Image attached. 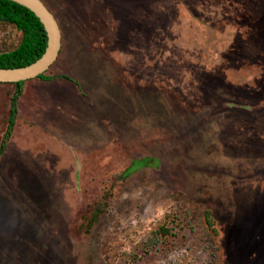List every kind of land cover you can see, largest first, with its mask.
Returning a JSON list of instances; mask_svg holds the SVG:
<instances>
[{
  "label": "rangeland",
  "instance_id": "obj_1",
  "mask_svg": "<svg viewBox=\"0 0 264 264\" xmlns=\"http://www.w3.org/2000/svg\"><path fill=\"white\" fill-rule=\"evenodd\" d=\"M41 1L61 48L0 155V264H264V0Z\"/></svg>",
  "mask_w": 264,
  "mask_h": 264
},
{
  "label": "trees",
  "instance_id": "obj_2",
  "mask_svg": "<svg viewBox=\"0 0 264 264\" xmlns=\"http://www.w3.org/2000/svg\"><path fill=\"white\" fill-rule=\"evenodd\" d=\"M0 22L13 25L20 33L21 39L18 45L9 51L0 52V68H20L35 62L44 53L47 43V37L43 25L39 19L27 8L9 1L0 0ZM42 81H51L53 76H48L45 73L36 77ZM61 78L68 80L79 86L77 81L72 80L68 76H61ZM25 81L12 83L15 89L10 97L9 114L7 118V127L4 131L0 143V155L4 152L7 142L11 136V130L14 125V120L17 114V103L23 92V85ZM147 163L146 159L143 160ZM109 193L103 195L102 202L97 203L90 213L86 222V230L89 231L91 227L98 221L100 215L106 207V201ZM204 218L208 226H211L209 212H204ZM165 225L157 228L159 234H166L167 229Z\"/></svg>",
  "mask_w": 264,
  "mask_h": 264
},
{
  "label": "water",
  "instance_id": "obj_3",
  "mask_svg": "<svg viewBox=\"0 0 264 264\" xmlns=\"http://www.w3.org/2000/svg\"><path fill=\"white\" fill-rule=\"evenodd\" d=\"M30 10L43 25L47 43L44 53L35 62L20 68H0V83L28 81L44 74L56 61L61 48V31L53 14L41 0H9Z\"/></svg>",
  "mask_w": 264,
  "mask_h": 264
}]
</instances>
